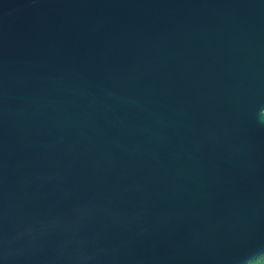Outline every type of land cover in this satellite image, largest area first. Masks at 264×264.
Returning <instances> with one entry per match:
<instances>
[{"label":"water","instance_id":"95a60500","mask_svg":"<svg viewBox=\"0 0 264 264\" xmlns=\"http://www.w3.org/2000/svg\"><path fill=\"white\" fill-rule=\"evenodd\" d=\"M264 254V0H0V264Z\"/></svg>","mask_w":264,"mask_h":264},{"label":"trees","instance_id":"16d2710c","mask_svg":"<svg viewBox=\"0 0 264 264\" xmlns=\"http://www.w3.org/2000/svg\"><path fill=\"white\" fill-rule=\"evenodd\" d=\"M250 264H264V254L252 261Z\"/></svg>","mask_w":264,"mask_h":264}]
</instances>
